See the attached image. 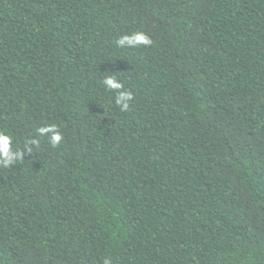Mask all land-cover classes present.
Masks as SVG:
<instances>
[{
  "label": "trees",
  "instance_id": "16d2710c",
  "mask_svg": "<svg viewBox=\"0 0 264 264\" xmlns=\"http://www.w3.org/2000/svg\"><path fill=\"white\" fill-rule=\"evenodd\" d=\"M0 133V264H264V0H0Z\"/></svg>",
  "mask_w": 264,
  "mask_h": 264
},
{
  "label": "clouds",
  "instance_id": "9594fccd",
  "mask_svg": "<svg viewBox=\"0 0 264 264\" xmlns=\"http://www.w3.org/2000/svg\"><path fill=\"white\" fill-rule=\"evenodd\" d=\"M116 45L118 47L125 46V45H131L132 47H136L139 45H151L152 41L150 37L145 35L142 32H134L131 35H122L120 36L116 41ZM103 84L106 88L110 90H119L123 88V85L121 82L116 80L112 77H106L103 80ZM127 98V102L121 103V101L124 98ZM133 98V94L130 91H120L116 97L115 103L120 107L121 111H127L128 109V102L131 101ZM54 129H57L55 125L50 126H44L37 129L39 134L50 132L53 133L50 135L49 142L52 146H56L61 141V133L59 131L53 132ZM31 144H38L37 140H32L30 142ZM28 152H31V149H27ZM24 153V150H16L13 151L11 148V137L8 135H5L3 133H0V163L7 166L10 162L13 163L14 161H17L22 158V154ZM13 157L15 159H13ZM105 264H109V261H105Z\"/></svg>",
  "mask_w": 264,
  "mask_h": 264
}]
</instances>
